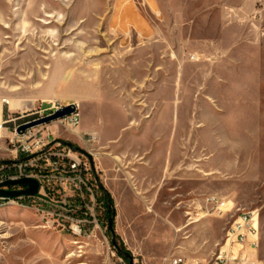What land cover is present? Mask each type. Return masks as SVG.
I'll return each instance as SVG.
<instances>
[{
    "label": "rangeland",
    "instance_id": "374dc122",
    "mask_svg": "<svg viewBox=\"0 0 264 264\" xmlns=\"http://www.w3.org/2000/svg\"><path fill=\"white\" fill-rule=\"evenodd\" d=\"M12 95L31 100L23 110L41 104L48 108L51 97L62 105L78 101L80 132L83 124L92 123L102 132L117 133L129 111L164 117L165 151L178 148L179 157H164L168 166L160 172L135 160L128 165L129 180L139 187L163 182L159 190L139 189L149 198L176 199L146 205L152 210L149 220L127 243L115 224L117 242L134 255L135 264H162L168 251L163 254L161 240L170 235L173 257L196 264L201 256L205 264H213L238 210L256 207L249 176L252 132L264 131V0H0V99ZM206 95L217 102L208 106ZM50 124H58V139L92 151L94 173L111 196L109 186L127 182L122 171H114L107 148L85 146L64 124ZM210 152L215 169L218 159L226 162L228 176L241 166V201L234 200V184L225 195H219L217 185L205 184L202 162ZM106 192L102 190L105 236L73 235L62 228V213L39 214L32 207L38 205L36 198L24 200L31 207L0 206V264H130L113 245ZM208 195H217L233 209L222 216L212 211L188 225L186 212H206L200 205ZM176 200L173 223L180 231L162 223L159 215ZM114 206L117 212L126 211L122 201L114 200ZM207 218L217 222L204 231L190 230ZM261 229L264 258L262 212ZM132 247L141 248L144 256Z\"/></svg>",
    "mask_w": 264,
    "mask_h": 264
},
{
    "label": "built area",
    "instance_id": "2783aa9c",
    "mask_svg": "<svg viewBox=\"0 0 264 264\" xmlns=\"http://www.w3.org/2000/svg\"><path fill=\"white\" fill-rule=\"evenodd\" d=\"M2 103L9 106L5 99ZM49 104L51 106L45 109L42 108L43 104L36 110L22 109L19 114L9 111L6 117L0 113V140L4 139V143H0V161H13L0 164V183L16 181L24 178V173L35 172V179L41 184L37 196L16 199L0 197V201L24 202L26 198H36V207L42 208L44 217L62 213L63 229L71 233H83V237H91L92 233L105 236L102 214L106 211V204L102 200L100 181L94 173L92 161L84 154L62 144L50 129V123L19 132L20 126L53 114L63 106L59 101ZM76 106L75 113L57 121L69 129L79 126L81 117L78 105ZM5 129L9 130V134H5ZM92 139L89 138L90 141ZM30 156L33 157L22 161ZM2 188L23 190L28 185ZM204 201L200 206H205L206 212L195 214L192 210L187 211V224L210 215L212 211V214L222 216L233 209V206L228 205L229 202L217 195H208ZM234 218H237V227H230L229 224L224 241L219 243L213 264H264V258L261 257L263 234L260 209H239ZM172 263L183 264L184 258L174 257Z\"/></svg>",
    "mask_w": 264,
    "mask_h": 264
},
{
    "label": "crops",
    "instance_id": "0c3cea01",
    "mask_svg": "<svg viewBox=\"0 0 264 264\" xmlns=\"http://www.w3.org/2000/svg\"><path fill=\"white\" fill-rule=\"evenodd\" d=\"M171 59H173L171 57ZM78 77V74H76ZM80 89L83 90V85H79ZM178 87H174V92H177ZM17 89H13L12 91H16ZM124 90H120L119 92H123ZM158 92L157 90L154 91V93ZM208 100H205V102L210 106L213 105L216 101L215 97L206 95ZM3 99H7L9 102V108L8 111H14L17 109H24L25 103L27 101L31 100H24L19 99L18 97L12 95L11 97H1L0 99V113L4 117H6L8 114H6V104L2 103ZM59 101L56 97H51L48 99L49 102H53L52 100ZM77 105L79 104L78 101L74 102ZM62 104V103H61ZM96 107H98V104H95ZM94 105V106H95ZM115 107H118L116 103H113ZM93 106V108H94ZM79 107V106H78ZM9 113V112H8ZM129 116H123V120H121L119 124V130L116 133H109L108 131L102 132V128H99L97 124H83L81 128V132L79 137L75 136L84 143L85 146L91 147L94 143H98L101 149L107 148V154L110 156H113V161L115 162L114 171H122L124 175V179L127 180V182H122L121 184H112V186H109L110 192L112 193V197L118 204L120 201H122L126 205V211L124 213L118 211L115 217V224H116V232L119 234L123 240L127 243L129 240H131V234L133 232L139 231L142 227L141 223L146 222L149 220L148 214L152 210L150 207L148 208V211L146 210L145 206L153 203H157L160 201H163L165 204H171L173 199H176V197H172L169 199H161L155 197H147L145 192H141V190H147L151 187H155L156 190L161 189L162 183L159 185L154 186L155 184H152L151 187H139L136 184H133L134 182H131L129 180L132 177V170L128 169V165L131 163H135V160L140 161V163L148 164L152 169H154L155 172L162 171L164 168L166 169L168 166V160L167 165L164 167L163 158L166 157H179V150L178 148H171L168 152L165 151V145L164 141V133L165 135L168 134V131H164V124H167V121L162 116L157 115H147L143 114L140 116H134L131 115L132 113L129 111ZM178 118L174 120V123H177L178 125ZM104 122L102 121V125ZM58 124H50V129L54 134L59 137V129ZM106 126L104 129H107ZM168 136V135H167ZM88 138V139H87ZM89 138H93L92 141L89 140ZM252 141V149H251V165H250V191H251V199L252 203L256 204V207L259 208L262 212V223L264 226V131H260L259 128H257L256 132H252L251 136ZM91 151V150H90ZM165 151V152H164ZM92 153V151H91ZM93 154V153H92ZM95 155V153H94ZM213 154L210 152L204 156V161L202 162V167L204 171V179H206L208 182L205 183L207 185H210V183H213L217 185L219 195L226 193V188L229 185L234 184V200L235 201H241V196L239 195L238 188L241 186V181H244V177L242 178V168L241 166L238 169H232L231 175H227V167L228 165L226 162L221 161V159H218L220 163H218V168L215 169L212 164L211 157ZM217 156H221V154H217ZM226 156V155H224ZM131 158L129 160H125L126 158ZM118 158V159H117ZM146 158V159H145ZM145 159V160H144ZM144 160V161H142ZM125 163V167L121 166L120 163ZM214 162V161H213ZM118 166V168H117ZM128 169V170H127ZM221 173V175H219ZM205 180V181H206ZM137 186V187H136ZM139 188H142L141 190ZM137 189V192H136ZM171 189H175L171 188ZM193 190L192 192H194ZM157 191H155L156 193ZM137 194L138 196L134 195ZM178 200L175 202V206L170 208L167 213L162 214L159 213L160 219L162 223L170 224L171 227H173L176 231H180L182 228L178 227L176 224L173 223V221L177 218V209L179 206ZM250 208V209H254ZM117 211V210H116ZM190 214V213H189ZM199 220V219H198ZM198 220H195L193 222H196ZM152 221V220H151ZM193 222H189L188 225H191ZM217 222L216 219L213 218H207L204 219L202 222L193 225L190 230L191 231H204L211 226H213ZM184 226V225H182ZM171 229L168 227V231ZM172 238L169 236H165L161 243L163 245H166V248L163 249V254L168 251V255L162 256V264H173V244L171 242ZM191 241V240H189ZM198 242V238L196 240H193L192 243ZM155 244H157L156 240H152ZM132 243H134L132 241ZM150 243V242H149ZM133 251L138 252L139 255L144 256V252L139 247H132ZM175 248V247H174ZM176 249V248H175ZM182 251V250H180ZM179 251V252H180ZM184 258V263L187 264V260L184 256H181ZM197 263L205 264V259L200 256L199 259H197ZM196 263V264H197Z\"/></svg>",
    "mask_w": 264,
    "mask_h": 264
},
{
    "label": "water",
    "instance_id": "95a60500",
    "mask_svg": "<svg viewBox=\"0 0 264 264\" xmlns=\"http://www.w3.org/2000/svg\"><path fill=\"white\" fill-rule=\"evenodd\" d=\"M76 111H77V106H76V103H74V102L67 104V105H63L58 110H56L53 114H50V115L45 116L41 119L34 120L32 122H29V123H26V124L20 126L19 132H24L28 128H31V127H36L38 125L48 124V123L57 121L58 119L69 116V115L75 113ZM59 141L62 144L66 145L68 147H71L75 152L84 154L91 161L94 159L93 154L88 152L87 150H85L81 146H77L68 140L59 139ZM31 157H33V156H30L28 158H23L22 161L27 160ZM12 162H13L12 160H1L0 164H7V163H12ZM11 185H28V188L23 189V190H5L2 188L5 186H11ZM100 186H101V189L106 192L104 185L100 184ZM40 188H41L40 182L34 178H22V179H19L16 181H6L4 183H0V197H7V198H11V199H16V198H19L22 196H37ZM109 212L111 213L110 217H109V230L112 232L113 245L119 252H121L126 258L129 259L130 264H135L134 255L132 253H130L129 251L122 249L120 247L119 243L117 242V239L114 235L113 222H114V219L116 217L117 211H116L115 206H113L112 204H109Z\"/></svg>",
    "mask_w": 264,
    "mask_h": 264
},
{
    "label": "bare ground",
    "instance_id": "6f19581e",
    "mask_svg": "<svg viewBox=\"0 0 264 264\" xmlns=\"http://www.w3.org/2000/svg\"><path fill=\"white\" fill-rule=\"evenodd\" d=\"M5 100H7V99H5ZM52 101L54 103H57L58 102L57 99L56 100H52ZM79 111H80V109H79ZM80 117H81V112H80ZM58 122L60 123V121H58ZM80 124H81V121H80ZM80 124H79V126H80ZM79 126L73 128V129H70L72 131V133L75 134L77 137H79V135H80V131L78 130ZM24 178H34L35 179V172H27V173H24ZM3 205H23V206L31 207L30 205H27L26 203H24L22 200L0 201V206H3ZM32 207L35 208V210L39 214L42 215V208L36 207V205L35 206H32ZM196 220H198V219H196ZM230 227H237V218H234V220L232 221ZM72 234L75 235V236H77V237L83 236V233H72Z\"/></svg>",
    "mask_w": 264,
    "mask_h": 264
},
{
    "label": "trees",
    "instance_id": "16d2710c",
    "mask_svg": "<svg viewBox=\"0 0 264 264\" xmlns=\"http://www.w3.org/2000/svg\"><path fill=\"white\" fill-rule=\"evenodd\" d=\"M105 197H106V199H107V203H108V205L109 204H112L113 206H114V200H113V198H112V196L108 193V192H106L105 193ZM113 229H114V235H115V237H116V239L118 238V235L115 233V219H114V222H113ZM122 249H124L125 250V247H124V244L122 245V246H120ZM117 252H118V254L121 256V257H124V258H126L121 252H119L118 250H117Z\"/></svg>",
    "mask_w": 264,
    "mask_h": 264
}]
</instances>
